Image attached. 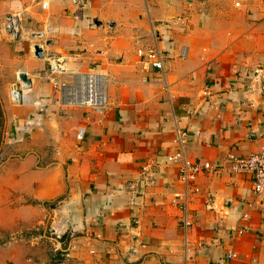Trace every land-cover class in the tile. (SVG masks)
<instances>
[{
  "label": "crops",
  "instance_id": "crops-1",
  "mask_svg": "<svg viewBox=\"0 0 264 264\" xmlns=\"http://www.w3.org/2000/svg\"><path fill=\"white\" fill-rule=\"evenodd\" d=\"M0 46L32 82L7 110L13 189L57 203L71 264H264V194L230 169L264 148V0H0ZM52 57L107 76L103 112L62 105ZM180 135L212 167L190 184Z\"/></svg>",
  "mask_w": 264,
  "mask_h": 264
},
{
  "label": "rangeland",
  "instance_id": "rangeland-1",
  "mask_svg": "<svg viewBox=\"0 0 264 264\" xmlns=\"http://www.w3.org/2000/svg\"><path fill=\"white\" fill-rule=\"evenodd\" d=\"M20 61L0 46V100L5 115V132L0 142V264H71V233L59 234L54 223L57 203L44 205L32 196L34 191L30 197L23 187L13 189V162L24 152L20 148L23 142L18 146L13 140L15 124L7 110L14 106L10 92L20 80ZM47 160L49 164L54 162L53 154Z\"/></svg>",
  "mask_w": 264,
  "mask_h": 264
},
{
  "label": "built area",
  "instance_id": "built-area-1",
  "mask_svg": "<svg viewBox=\"0 0 264 264\" xmlns=\"http://www.w3.org/2000/svg\"><path fill=\"white\" fill-rule=\"evenodd\" d=\"M37 1L41 3L44 10L49 8L50 0ZM149 58L152 60L154 67L163 70L162 56L158 51H151ZM49 73L54 76L70 75V77H72V83H54V88L61 93V103L64 107L74 109L90 108L97 112H103L106 109L108 103V81L106 75L98 72L85 75H74L68 70V64L65 59L55 57L49 59ZM21 93L18 86L14 84L10 92L11 101L14 105H19L21 103ZM83 134L84 133L80 131L79 138H83ZM185 142V139L180 135L178 144L181 149L176 154L169 156L168 161L180 167L182 181L186 184H190L203 172L211 171L212 167L210 164H195L191 162L184 149ZM230 169L234 174L252 173L255 178V193L257 195L264 194V148L247 159H235ZM182 224V227L185 229L191 227V223L187 218L182 219Z\"/></svg>",
  "mask_w": 264,
  "mask_h": 264
},
{
  "label": "water",
  "instance_id": "water-1",
  "mask_svg": "<svg viewBox=\"0 0 264 264\" xmlns=\"http://www.w3.org/2000/svg\"><path fill=\"white\" fill-rule=\"evenodd\" d=\"M9 21L12 22V20H10V19H9ZM96 23H97V22H96ZM97 24H98V23H97ZM9 32L12 33V34L15 36L16 39H18V31L15 30L14 27H13L12 25H11L10 28H9ZM35 55H36V57L39 58V59H44V58H45V55H44V52H43L42 47H40V46H36V47H35ZM19 78H20V80H21L23 83H25V84H27V85H31V83H32L31 80L28 79L27 75H25V74H20V75H19Z\"/></svg>",
  "mask_w": 264,
  "mask_h": 264
},
{
  "label": "trees",
  "instance_id": "trees-1",
  "mask_svg": "<svg viewBox=\"0 0 264 264\" xmlns=\"http://www.w3.org/2000/svg\"><path fill=\"white\" fill-rule=\"evenodd\" d=\"M4 116L5 115H4V112H3V109H2V105H1V100H0V142H1V139H2L3 134L5 132Z\"/></svg>",
  "mask_w": 264,
  "mask_h": 264
},
{
  "label": "bare ground",
  "instance_id": "bare-ground-1",
  "mask_svg": "<svg viewBox=\"0 0 264 264\" xmlns=\"http://www.w3.org/2000/svg\"><path fill=\"white\" fill-rule=\"evenodd\" d=\"M19 32V31H18ZM19 34V33H18Z\"/></svg>",
  "mask_w": 264,
  "mask_h": 264
}]
</instances>
